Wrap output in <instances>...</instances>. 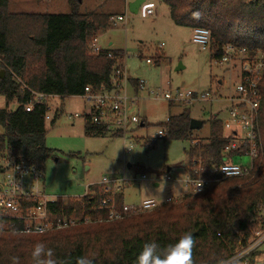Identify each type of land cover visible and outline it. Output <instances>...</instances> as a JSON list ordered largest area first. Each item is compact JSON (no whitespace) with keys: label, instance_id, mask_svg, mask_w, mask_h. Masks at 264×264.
<instances>
[{"label":"trees","instance_id":"1","mask_svg":"<svg viewBox=\"0 0 264 264\" xmlns=\"http://www.w3.org/2000/svg\"><path fill=\"white\" fill-rule=\"evenodd\" d=\"M69 1L70 13L43 14L11 12L10 0H0V71L4 74L0 76V95L6 98V107L0 109V125L4 128L0 155L6 160L31 163L43 174L46 161L55 153L46 142L50 105L46 100L34 101L33 93L66 98L83 96L86 86L94 91L111 89L113 71L125 68L123 49L102 48L97 53L91 49L100 31L113 25L115 15L84 14L77 0ZM156 1L169 7L176 25L210 29L209 50L217 61L227 44L264 55V0ZM194 11L202 13L199 23L192 20ZM133 87L139 93L138 80L133 79ZM259 88L257 129L262 149L249 175L221 179L200 192L189 191L175 201L136 213L123 212L122 192L90 185V193L85 196L51 204L54 214L73 217L74 224L27 233L20 223L0 219V264H11L13 256L20 258V264H32L31 250L38 242L53 248L57 259L71 260L72 264L81 255L94 257L95 264H134L145 242L166 246L188 232L196 241L195 264H216L226 258L239 240L236 230L246 229L264 204V72ZM13 102L17 103L15 109L10 108ZM31 102L33 109L27 110ZM91 116V112L85 115L87 136H123V132L111 134L105 126L93 123ZM190 120V108L185 107L180 114L170 115L167 123L158 125L166 129L165 139L191 140L186 151L189 162L202 156L206 167L223 163V149L228 143L224 120L219 114L212 115L207 140L194 138ZM143 125L149 124L143 120ZM135 139L147 147L155 146L157 140L148 136ZM104 199L110 200L109 207L103 205ZM113 205L120 217L110 218Z\"/></svg>","mask_w":264,"mask_h":264},{"label":"rangeland","instance_id":"2","mask_svg":"<svg viewBox=\"0 0 264 264\" xmlns=\"http://www.w3.org/2000/svg\"><path fill=\"white\" fill-rule=\"evenodd\" d=\"M131 1L77 0V4L84 14L127 15L124 21L114 22L110 28L101 30L96 43L103 48L126 52L124 69L127 77L121 84L130 98L138 97L130 108L132 113L146 117L149 125L135 126L121 137L87 136L84 125L85 115L91 110L90 102L83 96L47 99L50 118L46 119V142L55 153L46 161L43 175L46 192L51 196H80L89 190V185L100 184L105 191L118 186L124 204H139L151 198L164 201L167 197H182L191 191V185L186 181L189 166L186 151L191 140L156 137L155 146L147 147L135 138L155 137L158 124L170 115L180 114L185 107H190L192 118L205 122L194 131V138L198 140L210 137L212 115L217 113L224 121L232 122L226 106L228 97L235 95V73L212 58L209 49H201L193 43L192 28L176 25L165 3L155 0V15L143 17L125 9L126 3ZM9 9L11 12L43 14H68L72 10L69 0H10ZM148 58L153 62L149 63ZM133 79L144 80L146 88L136 93ZM147 89H156L160 92L159 97ZM176 90L209 91L212 100L170 104L160 98L164 92ZM5 107L6 98L0 95V109ZM16 107V102L10 106L11 109ZM57 110H60L58 117ZM3 132L0 125V133ZM235 162L248 166L251 159L237 157ZM5 163L6 159L0 155V180L3 179L1 167ZM166 174L172 179L168 180ZM104 179L118 180V185L103 183ZM160 184L161 188L164 185L162 192L157 191Z\"/></svg>","mask_w":264,"mask_h":264},{"label":"built area","instance_id":"3","mask_svg":"<svg viewBox=\"0 0 264 264\" xmlns=\"http://www.w3.org/2000/svg\"><path fill=\"white\" fill-rule=\"evenodd\" d=\"M155 0L144 1L138 13L143 17H150L155 14ZM127 15H116L112 17L113 22L124 21ZM206 29L210 33L204 36L197 32V29ZM98 38V37H97ZM97 38L93 41L91 49L97 53L102 48L97 45ZM192 42L201 49H209L211 44V30L205 27H195L192 34ZM264 55L261 52L251 54L247 48H240L234 44H227L224 53L218 60L220 65H226L232 70L237 81L235 83V95L228 97L230 106L228 112L232 122H224L225 136L228 143L223 149L224 162L218 165L206 167L202 156L194 157L187 168L186 181L191 185V191L200 192L215 184L221 179L231 177H243L249 175L254 168V161L259 157L262 149L259 140L257 120L261 102V91L259 83L264 72ZM152 63L153 60L148 58ZM127 77L125 69L116 68L112 73L114 87L107 89L102 87L94 91L91 86H86L83 97L90 102L92 116L90 121L105 126L109 132L127 133L133 127L142 125L139 115L131 112V106L135 96L130 98L126 94L123 85L120 84ZM119 80V82H118ZM119 83V84H118ZM140 90L145 89V81L139 80ZM149 93L159 97L156 89H147ZM34 101L47 100L52 96L44 93H33ZM161 99L169 102H185L212 100L209 91L196 92L189 90L181 92H164ZM27 110L33 109V103L26 106ZM79 116V114H76ZM50 118L47 115L46 119ZM169 117L165 120L167 123ZM167 131L159 127L156 137L164 138ZM238 151V152H237ZM237 152V153H234ZM248 156L251 159L250 165L246 166L235 162L237 157ZM3 179L0 180V219H7L10 222L20 223L23 232L40 233L50 229L63 228L74 224L76 219L68 218L64 214H54L51 204L62 201L65 203L70 197L80 198L89 194V190L80 196H51L46 192L44 175L35 165L28 162H17L13 159L6 160L1 167ZM146 175H143L145 177ZM168 180L172 179L166 174ZM135 179V178H134ZM202 181V188L198 190V183ZM103 183H114L118 180L104 179ZM119 190V187L117 186ZM114 189L112 191H118ZM107 192H112L106 188ZM176 197H167L164 201L154 198L143 200L139 204H124V213H136L150 210L163 202L175 201ZM110 200L104 199L103 205L109 207ZM110 218L120 217V213L114 205L110 207ZM14 224V222H12ZM238 242L231 253L223 260L227 264H264V204L259 215L253 217L246 229L236 230ZM216 264H219L216 263Z\"/></svg>","mask_w":264,"mask_h":264},{"label":"clouds","instance_id":"4","mask_svg":"<svg viewBox=\"0 0 264 264\" xmlns=\"http://www.w3.org/2000/svg\"><path fill=\"white\" fill-rule=\"evenodd\" d=\"M202 19V13L194 11L192 20L199 23ZM197 32L208 36L210 33L206 29H197ZM203 182L198 183V190L202 188ZM164 187V185H163ZM163 187L157 189L162 192ZM162 202V199L160 198ZM196 241L192 233L188 232L178 238L175 243L162 246L156 241L145 242L141 251L136 256L134 264H195L193 258V249ZM32 264H72L71 260H59L53 248L48 247L43 242L36 243L31 250ZM11 264H20L18 256L11 257ZM74 264H95V258L87 255L77 256ZM219 264H227L226 261L220 260Z\"/></svg>","mask_w":264,"mask_h":264},{"label":"water","instance_id":"5","mask_svg":"<svg viewBox=\"0 0 264 264\" xmlns=\"http://www.w3.org/2000/svg\"><path fill=\"white\" fill-rule=\"evenodd\" d=\"M145 0H133L129 3V10L132 12V13H138L139 11V8L140 6L142 5V3L144 2ZM0 76H4L3 72L0 73ZM143 125V124H142ZM203 125V121L201 120H198L196 118H191L190 120V128L195 130V129H198L200 127H202ZM139 184H136V186H138Z\"/></svg>","mask_w":264,"mask_h":264},{"label":"crops","instance_id":"6","mask_svg":"<svg viewBox=\"0 0 264 264\" xmlns=\"http://www.w3.org/2000/svg\"><path fill=\"white\" fill-rule=\"evenodd\" d=\"M40 1H43V2H45V0H40ZM48 1H51V0H48ZM162 3V2H161ZM126 8H129V3L127 4L126 3V5H125V9ZM169 8V7H168ZM127 10V9H126ZM169 14H170V11H169ZM155 15V14H154ZM192 30H193V28H192ZM193 34V33H192ZM101 47V46H100ZM101 48H103V47H101ZM138 74H141V71H138ZM138 81L140 80V79H137ZM122 82V81H121ZM121 82H120V84H121ZM121 85H123V84H121ZM123 87H124V85H123ZM149 92V91H148ZM136 98L134 99V102L132 103V105L135 103V101H138V97L137 96H135ZM203 101V100H202ZM170 104H174L173 102L172 103H170ZM230 106V104H228V106H226V109H227V111H228V107ZM190 108V107H189ZM131 112H132V110H131ZM190 112H191V109H190ZM217 114V113H216ZM141 117V119H142V124H143V120H146L145 118L146 117H142V116H140ZM191 118H192V115H191ZM200 120V119H199ZM225 122V121H224ZM203 124H204V121H203ZM140 126V125H139ZM142 127H146L145 125H142ZM84 130H85V125H84ZM152 138H156V136L154 137V136H152ZM169 170H170V168H169ZM186 174H187V171H186ZM90 186V185H89ZM139 186V185H138ZM178 198H180V197H178Z\"/></svg>","mask_w":264,"mask_h":264}]
</instances>
